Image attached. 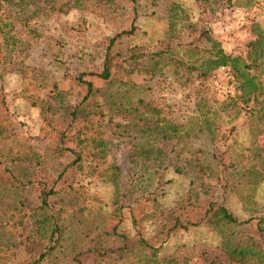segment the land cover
<instances>
[{"label": "rangeland", "instance_id": "1", "mask_svg": "<svg viewBox=\"0 0 264 264\" xmlns=\"http://www.w3.org/2000/svg\"><path fill=\"white\" fill-rule=\"evenodd\" d=\"M171 1L175 0H81L79 7L32 19L27 27L15 23V45L5 46L0 38V184L19 187L21 200V205H17L13 198L0 193V264H38L40 251L51 242L53 223L65 236L63 250L46 257L43 264H68L74 254L79 255L82 264H137L134 259L138 252L132 256L119 249L127 245L137 250L140 246L143 251L139 239L159 243L157 255L171 254V264H233L226 263L215 249L218 236H210L204 222L185 230L175 228L163 241L155 240L163 238L165 226L156 235L161 222L159 217L152 216L153 209L170 204L191 185V180V188L211 187L212 215L220 224L223 219L219 207L233 216L235 222L227 229L231 231L229 244L251 241L264 252V181L253 187L248 173L238 174L242 167L229 165L238 166V159L243 158L239 146L252 144L261 150L264 160V128L249 132L242 128L244 122H249L245 112L240 110L234 116L236 106L230 99L235 98L238 90L231 77L225 78L215 69L206 78L195 79L192 94L204 97L206 105L216 112L210 116L212 140L208 136L198 138L200 145L204 141L207 151L205 156H199L201 173L195 167H182L183 159L191 157L186 151L175 162L178 172L174 167H161L159 173L154 167H136L128 161L126 151H122L123 160L116 156L124 146L114 142L112 123L127 122L121 115L124 112L116 115L112 110L115 102L123 100L119 88L122 83L138 85L141 89L123 92L133 102L138 96L144 99L147 88L143 85L149 78L144 71L134 68L136 61L127 59L126 48L132 44L136 48L147 47L146 33L158 26L161 31L153 35L156 42L152 46L165 45L162 30L166 27L160 18ZM177 1L191 6L190 0ZM249 2L244 11L217 0L211 3L209 15H205L225 51H242L250 37L251 20L264 29V0ZM152 11L154 16H150ZM0 13H4L2 6ZM131 21L136 27L134 34L121 36L112 48L121 55L109 57V79L89 75L100 68L108 38ZM193 24L198 28L205 25L200 19ZM221 26L226 28L220 30ZM80 79L91 83L85 99L82 97L86 88ZM212 79L218 81L220 88ZM160 81L169 82L167 77ZM193 82L194 77L182 84L187 88ZM225 87H233L235 94L222 93ZM153 102L159 106L157 100ZM165 105L161 106L168 114L171 107ZM184 107L190 111V106L184 103ZM74 108L77 113L72 115ZM163 114L156 113L166 120L165 128L172 130V122ZM193 135L195 141L197 134ZM259 168L264 178V162ZM36 181L53 186V195L48 196V204L41 209ZM126 195L128 199L123 198ZM98 196L110 198L102 204ZM132 200H137L134 205L130 204ZM14 205L18 211L13 209ZM111 212L112 218L107 216ZM109 219L115 223L117 236L110 238V251L99 252L98 247L102 250V243L107 242L102 232ZM24 233L28 242L22 247L19 239ZM78 249L81 251L76 252Z\"/></svg>", "mask_w": 264, "mask_h": 264}, {"label": "trees", "instance_id": "2", "mask_svg": "<svg viewBox=\"0 0 264 264\" xmlns=\"http://www.w3.org/2000/svg\"><path fill=\"white\" fill-rule=\"evenodd\" d=\"M216 1L217 0H190L191 6L181 5L177 0L171 1L166 14L160 18L163 19L162 22L164 21L166 27L165 30H162L165 32L163 37V39H165V45L163 44L161 48L153 47L152 44H154L156 40L152 38L146 40L147 47L145 48H136L133 44L129 45L126 48L127 59L138 63L134 65V68L146 71L147 68L145 65L149 62V59H152L148 57L153 56L156 65L161 64L162 61L164 64H170L174 73H177V70L180 71L183 69L189 74L190 72H195L196 78L207 77L219 66L227 67L230 72V77L238 90L235 98L230 99L231 104L236 106L234 116L240 110H243L249 121V132H257L264 128V29L259 23L251 20L248 25L250 37L243 44L242 51L239 53L225 52L221 46V41L217 35H215L210 24H208V16L205 17L206 14L209 15L208 11ZM249 1L250 0H225L227 4L241 9L248 7L251 4ZM3 4H5V6H3ZM80 4L81 0H0V7L2 6L4 10V13H0L1 43L5 46L9 44L15 45L18 40L15 34L12 33V27L15 23H20L22 26L27 27L29 26V21L32 19L47 18L55 13H64L71 8L79 7ZM244 11L246 10L244 9ZM247 14L248 13H246V17L248 16ZM150 16H154V11L151 12ZM192 19L203 20L205 24L204 27L200 29L195 28L191 22ZM135 29L136 27L131 21L126 28L119 30L109 37L104 49L100 68L98 71L89 72L88 74L108 80L111 75L110 69L112 66L109 57L111 54L114 57L121 55L117 51H112V48L119 42L121 36L132 35ZM180 29L183 31L178 35ZM174 41L176 43H174ZM177 48H182L183 54L189 58L186 60L179 58V49ZM175 50L176 52H174ZM125 58L126 57H124L123 60ZM190 79L193 78L183 77V80L186 82ZM83 80L80 79V82H82L86 88V94L82 97L85 99L92 87L89 81ZM122 94L124 113L134 117L126 126L113 124L112 137L114 138V142L118 143L119 147L121 145L124 146L128 161H131L136 167H154L153 162L157 161L158 157L162 154V149L158 147L156 143L160 142V140H164L165 142L167 139L163 137L157 138L154 134L156 132L155 123L145 115V111L150 105H147V103L143 101V97L138 96L133 102L130 96L125 94V92H122L121 95ZM167 99L168 101L164 103L166 106L171 107V112L168 113L169 116H172V118L176 116L182 120H180L181 123L172 125V130L174 132L178 131V127L181 131L183 130L182 133H178L179 135L176 136L177 138L174 137L175 143H172V146L177 145L180 140L182 142L183 137H192L193 134H197V138L202 135L203 137L208 136L210 140H212L214 135L210 129V124L213 120L210 121V116H214L216 112L213 111L209 105H206L204 97L198 95L194 102V113L192 115V110L189 112L185 110L183 102ZM131 103L133 105H131ZM138 107L142 109L139 111ZM76 111L77 110L74 108L70 113L75 115L77 113ZM184 128H186V130ZM191 131H193V133L189 134L188 132ZM183 146L184 145L181 146L179 152L174 151L173 155H168L170 156L168 158L174 160L173 170L176 172L179 171V169L175 167V162L186 151L191 157L187 159L184 158L183 164H192L197 168L196 172L201 173L202 164L199 163V157L194 155L195 153L192 154L189 152L191 150L188 149L187 146ZM238 148L242 149L243 155H240V157L243 158L238 159V166H236L235 163H229L230 167H242V171L239 169L240 172H238V174L242 175L248 173L250 184L253 187L262 184L264 178L261 175V169L259 167H263V153H261V150L254 144H252L251 147L239 146ZM198 151L201 152V150H195V152ZM209 155L214 156L213 154ZM219 159L220 157L218 160ZM162 168L154 167L153 170L159 173V170ZM33 169L37 171L39 167H33ZM148 170H146L147 173ZM31 183L34 184L33 182ZM51 184L52 183L44 181H41V183L36 181L35 183L40 202L39 209L48 204V196L54 193ZM190 184L192 185V180L189 181V185ZM190 186L186 188L183 193L175 196V199L167 206L161 209H153L151 213L152 216L159 217L158 221L161 222L159 231H155L156 235H159L161 228L165 226L163 238H156L155 240L159 242L163 241L175 228L185 230L188 226H195L200 222H204L210 230V236H213V234L218 236V243L215 249L223 255L226 263L264 264V252L261 250V247L257 246L254 242L228 243L231 231L227 229H229L235 221L227 209L222 206L219 207V212L221 213L223 223L220 224L218 220L213 217V201L210 196L211 187L196 185V188L195 186L191 188ZM2 192H4V195L13 198L17 205H21V200L18 197L19 187H7L0 184V193ZM136 201L137 200H132L130 204L134 205ZM17 205H14L13 209L18 211ZM18 223L21 224V221ZM152 223L153 221L150 224ZM22 232L23 230L20 231V234ZM62 239L63 237L59 226L53 223V231L50 236L51 242L40 251L38 257L41 259L37 261V263L43 264L45 258L49 257ZM19 242L22 247H25L24 244L28 242L25 233L20 237ZM138 242L143 246V251H141L142 247L140 246H138L136 250V247H129L127 245L120 246L121 249L119 250L123 254L129 253L132 256L135 252H138L134 259L137 264H171L173 262L170 256L171 254L165 256L157 255L159 243L157 245L152 244V239L149 241L139 239ZM79 251L81 250L78 249L76 252ZM74 255H71L72 258L68 264H82L79 255ZM161 258L164 259V263H162ZM50 264L53 263L51 262Z\"/></svg>", "mask_w": 264, "mask_h": 264}, {"label": "crops", "instance_id": "3", "mask_svg": "<svg viewBox=\"0 0 264 264\" xmlns=\"http://www.w3.org/2000/svg\"><path fill=\"white\" fill-rule=\"evenodd\" d=\"M194 20H196V19L191 20L192 24L194 23ZM193 26L195 28H198L194 24H193ZM198 29H200V28H198ZM160 31H161V26L160 27L158 26L156 29H154V28L150 29L146 33L145 36H147V39H150L153 37L155 32L160 33ZM215 35H217V34L215 33ZM183 53L184 52L182 49L181 51L178 52V57L182 58L183 60H186L187 58H189L188 56L184 55ZM150 57L152 59H149V62L146 63L145 67L147 68V70L144 71V74H148L149 78H148L147 84L143 85L145 88H147L146 89V95H145L143 101L145 103H147V105H150V107H148V109L145 111V115L147 118L151 119L155 123L156 132L154 134L156 135V137L157 138L163 137L164 139L165 138L167 139L165 142H164V140H160V142L156 143V145L162 149V154L158 157L157 161L153 162L154 167H174V160H172L171 158H168V157H170L168 155H173L174 151L179 152L181 150L182 145L187 146L188 148H190L192 150H196V151L201 150V152L200 151L195 152V155H197L198 157L199 156H205L207 154L206 153L207 151L204 150V148H203L204 141H202V145H200V141L198 138H196L194 141V140H192L191 137H183L182 142L180 140L177 145L172 146V143H175L174 140H175V138H177L176 136H178L180 133H182L183 130L181 131L179 129V127L177 129L178 130L177 132L176 131L174 132L173 130L166 129L165 128L166 120L162 116L156 115L157 112L164 113L163 115H165V117L168 118V120H170L172 122L171 123L170 121H168V123H171V125H176L178 123H181L177 119L172 118L171 116H168L167 112H165L162 109L161 105L164 104V102L168 101L167 98H169L172 101H178L179 100V101L185 103L186 106H190V110H192V113H191V115H192L194 113L193 112L194 111V102L196 100V97L192 94L193 86H194V83L196 82L195 79L202 80L204 78H196L195 72H190V74H189L188 72H186L183 69L180 71L177 70V73H174L170 64H164L161 61V64L156 65L154 62V57L149 56L148 58H150ZM165 76L167 77L169 82L162 83V81H160V80H163V77H165ZM183 77H192V78L194 77V82L192 83L191 86H189V87L187 86V88H186L185 83L182 84L183 83ZM157 80H159V81H157ZM121 86L122 87H120L119 90H122V92L123 91L131 92L133 90L135 91V88L137 90L141 89L140 86L133 85L132 83H127V84L122 83ZM185 93H187V94L185 95ZM183 97H186V100L183 101L182 100ZM153 100H155V101L157 100L159 106L154 105L155 103L153 102ZM122 103H123V100L118 101L115 105H113L112 110H114V113L116 115H120L122 112H124V109H123L124 105ZM151 104H153V106H155V108L152 107ZM131 105H133V104L131 103ZM165 107H166V105H165ZM138 109L140 111L142 108L138 107ZM121 115H123L127 119V122L121 124V123H118V121H115L112 124H115L118 126H126L134 117V116H128L125 113H123ZM244 123H246V124H243L244 126H242V128H246L249 131L250 128L248 126V123L247 122H244ZM184 129L186 130V128H184ZM188 133L192 134L193 131L188 132ZM200 137L202 138L203 136L200 135ZM195 146H197V147H195ZM122 151H125L124 148L120 149V151H118V153H116V156L120 160H123L125 158V155H126V154L123 155ZM182 166L183 167L184 166L185 167H194V165H192V164H190V165L183 164ZM128 197L129 196H126V197H124V199L125 198L128 199ZM107 198L108 197L104 198V197L98 196V202L103 200L102 204H105L106 200H108L110 197L108 199ZM124 199H123V201H124ZM112 202H113V200H112ZM107 216L112 218L113 212H111ZM105 224H106L105 225L106 229L102 232V237L106 238L107 242L102 243V245H101V247H103L102 250H99L100 248L98 247L99 252H104L105 250L110 251L112 245L109 243V241L113 238V236H115V237L117 236L116 235L117 233H115L117 230L115 223H111V219H109V220H106ZM62 237L65 238L64 235H62ZM62 244H63V241L60 240L59 244L54 248V250L51 252V254L49 256L58 255V253H60V251L63 250Z\"/></svg>", "mask_w": 264, "mask_h": 264}, {"label": "built area", "instance_id": "4", "mask_svg": "<svg viewBox=\"0 0 264 264\" xmlns=\"http://www.w3.org/2000/svg\"><path fill=\"white\" fill-rule=\"evenodd\" d=\"M237 11H238V9H235V12H237ZM225 28H226V26H221V27H220V30H223V29H225ZM227 47L229 48L230 46L227 45ZM224 51H225V50H224ZM225 52L230 53L229 51H225ZM216 70H217L219 73H221V75H222L223 77H225V78H230V72H229V70H228L227 67H225V66H219V67L216 68ZM210 81H212V83L215 84V86H218V88H220L217 80L212 79V80H210ZM221 92H222V93H229V95H230V94H231V95H234V94H235L234 91H233V87H225Z\"/></svg>", "mask_w": 264, "mask_h": 264}]
</instances>
